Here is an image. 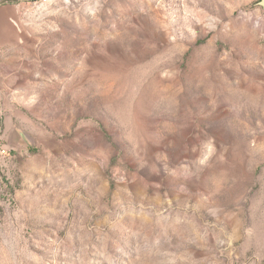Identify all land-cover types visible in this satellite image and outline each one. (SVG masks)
<instances>
[{
    "label": "rangeland",
    "instance_id": "rangeland-1",
    "mask_svg": "<svg viewBox=\"0 0 264 264\" xmlns=\"http://www.w3.org/2000/svg\"><path fill=\"white\" fill-rule=\"evenodd\" d=\"M17 23L53 82L36 107L0 91V264H264V0Z\"/></svg>",
    "mask_w": 264,
    "mask_h": 264
},
{
    "label": "crops",
    "instance_id": "crops-1",
    "mask_svg": "<svg viewBox=\"0 0 264 264\" xmlns=\"http://www.w3.org/2000/svg\"><path fill=\"white\" fill-rule=\"evenodd\" d=\"M32 1L0 0V91L12 92L3 100L8 108L36 107L39 84L53 82L52 67L50 79L39 74V52L31 49L17 23L22 6Z\"/></svg>",
    "mask_w": 264,
    "mask_h": 264
},
{
    "label": "built area",
    "instance_id": "built-area-1",
    "mask_svg": "<svg viewBox=\"0 0 264 264\" xmlns=\"http://www.w3.org/2000/svg\"><path fill=\"white\" fill-rule=\"evenodd\" d=\"M35 2L36 1H39V2H45V1H47V0H34ZM6 153V149L4 148V147H1L0 148V154L1 155H4Z\"/></svg>",
    "mask_w": 264,
    "mask_h": 264
}]
</instances>
